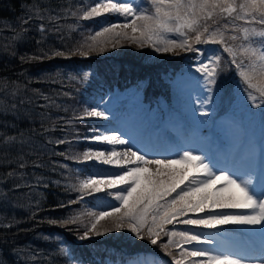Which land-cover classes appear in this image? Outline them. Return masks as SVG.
Here are the masks:
<instances>
[{
    "label": "snow or ice",
    "instance_id": "6c2138e0",
    "mask_svg": "<svg viewBox=\"0 0 264 264\" xmlns=\"http://www.w3.org/2000/svg\"><path fill=\"white\" fill-rule=\"evenodd\" d=\"M141 2L148 6H141L137 0H80L73 8L68 0L69 7L53 10L36 0L22 4L23 14L15 23L7 21L0 27V40L7 41L5 53L21 64L73 55L87 59L122 46V41L141 49L151 48L158 54H191L194 63L190 68L198 75L189 78L203 92L195 98L189 95L193 117L197 113L200 117L210 114L216 86L226 69L235 72L246 100L252 108L261 109L264 117V0ZM110 15L118 17L117 22L106 21L87 34L80 31V38L71 40L79 20ZM66 17L75 18L77 23H61ZM33 30L38 34L33 38L36 50L17 55L16 46L27 42ZM49 36L56 37L58 46L47 45ZM205 45L219 47L209 55ZM92 75L90 71L78 72L68 75L67 82L59 79V72L48 75L43 78L45 82L60 85L52 94L30 87L41 78L24 83L0 78V117L14 118L4 120L0 128V208L28 212L26 219L16 217L15 212L10 218L4 214L8 222L2 227L17 228L19 232L31 230L18 228L29 220L47 223L72 232L82 242L127 231L134 239L145 240L170 257L168 264H264V181L254 185L249 175L255 170L252 148L243 159L228 153L209 155L200 149L179 150L173 159L159 158L163 153L153 150L151 137L134 119L117 127L94 125L88 136L81 137L78 128L84 120L108 122L114 118L103 97L95 106L71 109V116L52 119L49 110L68 113L66 104L57 101L71 99L76 85L87 83ZM22 116L33 124L38 119L39 128L20 129L15 120ZM8 128L15 131L8 133ZM56 131L62 136L54 137ZM38 136L44 137V142L36 139ZM83 142L92 146L81 152L71 150V145ZM49 145L69 147L51 151V156L61 160L43 161L41 157L48 154ZM153 156L157 158H150ZM73 164L92 167L73 168ZM45 167L52 173L59 171L65 182H46L35 171ZM52 183L73 196L56 205L69 211L59 218L40 217L45 208L42 194L37 198L38 190ZM89 199L96 203L84 209L78 207ZM246 229H259L258 256L248 254L255 243ZM10 253L18 264H56L61 257L67 264H80L64 241L48 252L15 246ZM121 264L127 261L122 259ZM135 264L145 262L137 259Z\"/></svg>",
    "mask_w": 264,
    "mask_h": 264
},
{
    "label": "trees",
    "instance_id": "16d2710c",
    "mask_svg": "<svg viewBox=\"0 0 264 264\" xmlns=\"http://www.w3.org/2000/svg\"><path fill=\"white\" fill-rule=\"evenodd\" d=\"M36 0H0V27L5 22L15 23L16 18L23 14L22 4H31ZM43 6L53 10L69 7L68 0H38ZM123 2V0H120ZM141 6L147 7L141 0H137ZM73 8L80 4V0H71ZM119 18L110 15L104 18H95L92 20H79L78 31L71 33V40L79 39V32L85 34L92 29L98 30L99 27L107 22H117ZM61 23L65 25L76 24L75 18L66 17ZM239 23H243L242 21ZM66 34H67V30ZM10 36L11 33H4ZM33 38H38L35 30L28 33L27 42L16 46L17 55L32 53L36 50L37 45ZM7 41L0 40V78L16 80L20 83L35 81L41 78V82L31 83V88H38L45 94H52L58 91L60 85L45 82L43 79L48 75L60 73L59 79L67 82L68 75H75L78 72L90 71L92 75L85 84H77L73 90L71 99L58 100L57 102L65 103L69 108L68 113L50 109L49 115L52 119L57 116H71L73 108H83L84 106H95L103 97L104 103L112 110L114 118L125 121L134 119L136 123L141 124L144 129L150 122L158 125L160 122L171 123L173 120L184 116L187 121L195 123L198 127L203 128L200 123V116L197 113L192 116L188 105L190 104L189 95L194 98L193 94L199 87L194 79L196 74L190 65L194 63L191 54L172 55L163 57V54L155 53L151 48H138L129 42L122 41L114 52L111 48L103 54H93L89 58H81L73 55L71 58H45L43 63L32 62L21 64L20 61L5 53L4 45ZM59 42L55 36H49L47 45L58 46ZM217 45H205V51L211 55L218 48ZM12 49L9 48L8 51ZM200 89V88H199ZM202 91V90H201ZM201 94V93H199ZM216 94L220 98L216 97ZM203 96V92L201 94ZM240 96L245 98L244 94L237 85V76L231 69H226L221 75L214 94V108L206 117L207 121L204 128H210V124H217V121L230 112L235 111L232 107L234 101ZM246 99V98H245ZM43 103V101H39ZM194 107V105H192ZM12 116L0 117V128L3 127V121H12ZM150 121V122H149ZM20 129L27 131L32 127L39 128L40 122L37 119L35 124L31 123L27 117H21L15 120ZM103 124L98 120H84L79 124L78 131L81 137L89 135V129L94 125ZM8 133L15 131L13 128L6 130ZM156 131V130H154ZM54 137L62 136L60 131L52 133ZM40 142H44V137H36ZM90 145L83 142L77 145H71V150L81 152L86 150ZM68 145H49L48 154H44L43 161L61 160V157L51 156V151H65ZM35 157H32L34 159ZM73 168H91L89 164H73ZM2 171V170H0ZM29 172L33 171L31 168ZM37 175H43L45 181H56L61 179L59 171L52 173L48 167L35 170ZM65 181L61 179V183ZM45 211L40 213V217H63L69 211L64 208H57L56 205L62 201H67L73 196L65 192L63 187L56 183L50 184L49 187H41L38 190L37 198H41ZM26 203V201H21ZM96 201L86 200L85 204L78 207L84 209L85 206H91ZM104 203H108L105 200ZM118 204V203H117ZM105 208H92L93 211L104 210ZM15 212V216L26 219L27 211L14 210L10 207L0 208V260L4 264H18L17 258L10 253V249L15 246L27 247L29 249L43 250L45 252L54 250L58 247L59 241H64L65 246L70 254L79 258L80 264H121V260L127 261V264H135L137 259L149 258L156 261V264H168L170 257H167L160 249L151 246L145 240L134 239L127 231L113 232L93 241H79L75 235L61 227L50 226L47 223L37 224L35 221H27L18 225L19 229H31L28 231H17V228L5 229L3 223L8 220ZM75 227V226H69ZM48 236L52 239L45 240L43 237ZM5 237L7 240L5 241ZM125 251L127 252L125 254ZM137 252L133 254L132 252ZM56 264H67L65 258H59Z\"/></svg>",
    "mask_w": 264,
    "mask_h": 264
},
{
    "label": "rangeland",
    "instance_id": "374dc122",
    "mask_svg": "<svg viewBox=\"0 0 264 264\" xmlns=\"http://www.w3.org/2000/svg\"><path fill=\"white\" fill-rule=\"evenodd\" d=\"M115 50L111 49V52H114ZM170 54H163V57H168ZM194 95H200L202 96L201 89H197L196 91L192 92ZM201 93V94H199ZM217 98H220L218 94H216ZM195 98V97H194ZM240 104V105H239ZM212 107H215V105H211V111L214 109ZM233 109L236 112V115L234 118L238 119V116H241L242 119L246 120V124L244 125V128L248 127L249 132H256L258 131L254 130L253 128H263L264 130V117H262L261 109L252 108L249 102L243 101L242 97H238L236 101H234L232 105ZM248 108L249 110H246ZM257 112V113H255ZM200 123H206L207 119L206 117H200L199 118ZM203 121V122H201ZM234 121L232 116H224L219 121V127L223 131L220 132L223 135V141L219 137L213 138L210 134H206L200 131L199 128L193 126L191 123L187 124H178L179 121L171 122L172 124L168 126H164L163 130L157 131V132H151V131H145L147 136H150L153 142V150L155 152L163 153V155L159 158H169L173 159L175 157V153L179 150H192V149H200L202 153L206 152L209 155L213 154H224L228 153L230 155H233L234 157L237 155L238 158L243 159L247 155V151L249 148H252L254 153V167L255 170L250 172L249 175L252 178L254 185H259L262 181H264V166H262V172L261 175H257V171L260 167V164L257 160L258 154L263 153V160H264V137L261 139L259 143L254 139L250 143H253L252 145H249V143H246L242 149V151L238 155L237 152H235V147L237 145V140L234 138L236 135V131L238 129H241V125H234L232 124ZM103 122V121H102ZM106 123V126L108 127H117L123 126L122 120L119 119H110L108 122H103V124ZM139 127L141 125L137 123ZM142 128V127H141ZM143 129V128H142ZM263 145V147H259ZM259 147V148H258ZM150 158H157L155 156ZM91 165V164H89ZM257 175V177H255ZM247 178V177H245ZM259 179L260 183H255L254 180ZM108 203H114L113 201H109ZM248 232L249 234L255 233L257 235L258 240H260L259 236V229H246L244 230ZM145 264H149V260L146 259Z\"/></svg>",
    "mask_w": 264,
    "mask_h": 264
},
{
    "label": "bare ground",
    "instance_id": "6f19581e",
    "mask_svg": "<svg viewBox=\"0 0 264 264\" xmlns=\"http://www.w3.org/2000/svg\"><path fill=\"white\" fill-rule=\"evenodd\" d=\"M256 249H259V247L257 246V248Z\"/></svg>",
    "mask_w": 264,
    "mask_h": 264
}]
</instances>
